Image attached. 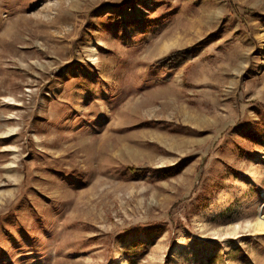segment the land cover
I'll use <instances>...</instances> for the list:
<instances>
[{
    "label": "rangeland",
    "instance_id": "1",
    "mask_svg": "<svg viewBox=\"0 0 264 264\" xmlns=\"http://www.w3.org/2000/svg\"><path fill=\"white\" fill-rule=\"evenodd\" d=\"M259 219L264 0H0V264H264Z\"/></svg>",
    "mask_w": 264,
    "mask_h": 264
},
{
    "label": "trees",
    "instance_id": "2",
    "mask_svg": "<svg viewBox=\"0 0 264 264\" xmlns=\"http://www.w3.org/2000/svg\"><path fill=\"white\" fill-rule=\"evenodd\" d=\"M247 12H250V10H247ZM108 16L111 18H115V12L109 11ZM220 34V29H214L212 30L207 36H205L202 40L184 47V48H178V49H173L169 51L166 55L159 57L153 61H151L148 65V68H161L164 69L167 73L160 79L161 81H167L169 80L173 72L177 70L183 63L186 61L190 60L194 54L196 49L198 48L199 45H201L209 36L217 37ZM151 122L155 123H161L162 127L168 126L170 123L169 122H164V121H157V120H151ZM179 126H183L179 124ZM148 145H155L156 147H159L154 142H147ZM160 148V147H159ZM182 164L179 162L175 163L174 165H171L165 169L162 170V175L163 176H169L177 172L181 168ZM122 174H127L129 176H135L138 174H143L147 171H156L155 168L151 167L148 163L144 162L141 164H123L122 166ZM3 231L8 235L7 229H3ZM134 247L140 245L141 247L144 246V243H133Z\"/></svg>",
    "mask_w": 264,
    "mask_h": 264
},
{
    "label": "bare ground",
    "instance_id": "3",
    "mask_svg": "<svg viewBox=\"0 0 264 264\" xmlns=\"http://www.w3.org/2000/svg\"><path fill=\"white\" fill-rule=\"evenodd\" d=\"M257 226H258L259 229H263L264 228V220L263 219H259Z\"/></svg>",
    "mask_w": 264,
    "mask_h": 264
}]
</instances>
